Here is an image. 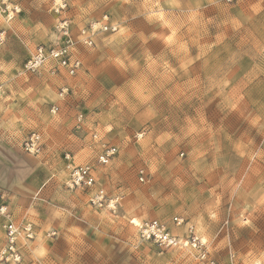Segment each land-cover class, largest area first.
Segmentation results:
<instances>
[{"label":"rangeland","instance_id":"obj_1","mask_svg":"<svg viewBox=\"0 0 264 264\" xmlns=\"http://www.w3.org/2000/svg\"><path fill=\"white\" fill-rule=\"evenodd\" d=\"M174 1L72 0L75 14L57 15L54 0H0V10L5 4L20 9L0 47V190L15 222L34 229L32 239L18 240L20 261L0 264H207L191 248L163 249L142 239L131 221L157 219L185 238L187 223L200 227L188 217L199 220L213 205L217 220L207 225V235L216 240L207 248L215 264H264V5L257 13L244 8L239 22L225 19L236 13L230 9ZM160 14L188 47L180 62L197 66L169 70L176 64L168 29L156 21ZM41 16L52 22V28L44 25L47 32L36 30ZM62 17L75 41L72 55L82 61L80 72L56 75L47 66L38 74L25 72L30 52L57 40ZM4 20L1 11L0 24ZM106 20L118 31L98 32L93 46L83 45L85 55L82 28ZM152 35L164 40L159 52ZM118 62L129 65L120 69L123 75L143 81L146 89L147 101L128 97L131 110L109 99L122 90L113 72ZM50 80L68 87V103L57 99L61 92ZM52 106L59 108L55 114ZM191 126L197 131L184 136ZM109 127L111 134L105 131ZM130 129L139 137L135 144ZM33 132L41 135V151L29 154L24 141ZM106 146L118 152L102 164L98 157ZM180 147L187 158L175 155ZM85 164L94 168L109 197H120L123 213L103 211L91 203L87 188L70 187L69 165ZM152 164L158 173L150 171ZM152 193L160 194L155 202ZM59 209L78 232L56 227L49 212ZM175 217L184 224L177 226ZM4 238L0 217V247ZM41 242L48 253L42 259L35 254Z\"/></svg>","mask_w":264,"mask_h":264},{"label":"built area","instance_id":"obj_2","mask_svg":"<svg viewBox=\"0 0 264 264\" xmlns=\"http://www.w3.org/2000/svg\"><path fill=\"white\" fill-rule=\"evenodd\" d=\"M227 4H232L237 0H223ZM54 6V5H53ZM17 7L11 5H7L6 8L0 10L4 12L6 19L8 16L6 13L10 14L11 17L14 16ZM65 9L60 10V14H63ZM66 17L61 18V22L59 24H63ZM98 24L96 22H90L86 26H84L81 30V36L88 37V34L91 33V38L88 39V44L86 46L94 45V37L101 30H93V28L88 25ZM102 25L103 31L106 32H117L118 25L108 22L106 20ZM66 29V30H65ZM58 38L56 41L51 42L49 44H41L38 45L34 52L29 56V58L24 63L23 70L29 74H38L42 68H44L49 62L53 61L56 63V66L51 68V73L55 74L60 69H64L69 75L74 76L77 75L80 69L82 68V61L74 57L72 55V47L75 43L69 25H65V27H58ZM5 33L3 32L2 36H0V47L3 45L5 41ZM66 88V87H65ZM68 88V87H67ZM67 93V92H66ZM65 93H63L64 95ZM62 95V93H61ZM55 109V113L59 109L58 106H52L51 111ZM83 118V114H78V120L81 121ZM96 138L97 136L94 135ZM41 135L38 132H33L30 136L24 141V150L29 154L39 153L41 151L42 145ZM118 152L115 146H106L103 148L101 153L99 154V162L102 164H107L110 160L116 155ZM102 157V158H101ZM65 159L67 161H71L72 156L69 153L65 154ZM70 166V180L69 185L72 188L76 187H84L90 191V201L91 203L100 208H107V204H102L104 199L109 198L107 195L105 188L101 185H98L96 174L94 168L89 165H77ZM143 173V172H141ZM143 179V177H142ZM91 181V183H88ZM116 198L111 197L108 200L109 203L114 202ZM0 217L3 220V228L5 231L4 244L0 247V261L10 262V261H20L22 258V254L18 248V240L20 238L26 237L28 239H32L34 236V229L32 224L28 223L24 226H21L15 222L13 216L5 203L4 195L0 190ZM174 223L177 226H182L184 224V219L180 217L174 218ZM191 225V228L189 227ZM138 229L139 236L147 241L154 242L158 247L163 249H175V248H191L195 251L197 258L206 262L207 264H215V262L209 257L208 248L199 244L196 240L197 237H200L197 231H193L196 229L193 224L187 223L186 225V236L185 238H181L179 235L173 233L168 228L167 224L157 220H145L139 223V225H135ZM201 238V237H200ZM202 239V238H201ZM19 257V259H17Z\"/></svg>","mask_w":264,"mask_h":264},{"label":"snow or ice","instance_id":"obj_3","mask_svg":"<svg viewBox=\"0 0 264 264\" xmlns=\"http://www.w3.org/2000/svg\"><path fill=\"white\" fill-rule=\"evenodd\" d=\"M5 7H7V4H5ZM77 7H78V5L72 3V0H54V6L52 7V11H54L57 15H59L60 10L63 8L65 10H72L73 14H75L74 10ZM45 10H47V9H45ZM16 11H20V9L17 8ZM89 11H90V6L85 7L83 9H80L81 15L87 14ZM6 15L8 16V19L4 20L2 22V24H0V36H2V34L6 28L9 30L12 28V22H11L12 17L8 13H6ZM103 19H107V17H103ZM148 19L150 20V17ZM156 21L163 22L165 28L168 29L169 34L166 36L167 46H168L169 50L172 52L173 62L176 64V68L169 69V70L172 73H175L177 68L180 69L181 71L188 69V67L190 65H193V61L188 60L186 63H183V64L180 62L183 57L187 56L188 47L186 44L179 42V39L177 37V33H178L177 29L174 28L172 24H169L167 20H165V17L163 14L157 15ZM67 24H68V20H67V18H65L64 23L59 24L58 26L63 28ZM44 25H48L49 28L53 27L50 19H47V18L41 16L38 18V20L36 22V30L39 32H47V29L44 28ZM88 26L93 28L94 31L97 29L103 31L102 25H100V24L88 25ZM53 30H55V29H53ZM145 30L151 31V29H147V28ZM119 31L121 33H125L126 29H120ZM89 38H91V33L88 34V37H85V36L79 37V39L82 42V51H84L85 55H88L89 53H88V49L84 48L83 45L88 44ZM149 39H151L153 41V44H152L153 50L156 52H159L160 48L165 45L164 40H161L160 37H156V36L152 35L149 37ZM4 43L6 44L7 42L4 41ZM173 49L179 51L180 55H177L176 52L173 51ZM118 63L120 65V67L119 68L114 67L113 72L118 77L116 79V83L121 85L122 90L117 91L114 94H112L109 97V99L115 100L117 105L126 106L129 108V110H131V105L129 104L128 97H132L133 99H136V100H138V98H140L138 101H140V100L147 101L148 98L145 97V95H144L146 89L144 87L143 81L129 79L128 76L123 75L120 72L121 68L127 69L129 65H126L123 62H118ZM131 63L132 62L129 61V64H131ZM193 66H197V65H193ZM49 83H53V86L57 87V89L62 93V95L57 97V99L64 101V103H68L69 100L71 99V93L69 92L68 88L63 87L62 85L54 84V82H52L51 80L49 81ZM25 87H28V85L26 84ZM28 91L32 92L33 88L28 87ZM66 92L69 93L67 98L63 95V93H66ZM52 113L55 114V109L52 110ZM57 119H58V117H57ZM116 122L117 121H115V120L111 121L112 124H115ZM105 131L108 132L109 134H111L113 132V128H111V127L106 128ZM130 131L132 132V143L135 144L136 140L139 139V137L136 135L135 131H132L131 129H130ZM196 131H197V129L195 128V126H191L188 128L187 132L183 133V135L189 136ZM163 140L171 143V138L168 137L167 135H165L163 137ZM239 148H240V146L237 145L238 150H239ZM180 154H185V158H187L186 150L183 147H180L178 149V151L175 153L176 156H178ZM145 163L147 166V162H145ZM150 171L153 173H158V169H157L155 164H152L150 166ZM137 179L139 180V176L137 177ZM88 183H91V181H88ZM134 195H135V193H134ZM159 195H160L159 193H152L151 194L153 202H155L159 198ZM109 199H111V197L104 199L102 201V204H107V209H103V207H102L103 211L111 210L113 214L116 213L117 209H119L121 213H123L125 211L123 204L120 202L119 196H117L115 201L111 202V203L108 202ZM49 216L51 217V220L55 223L56 227L64 228L66 231H69V232H78L79 231L77 228L72 226L73 221L71 219H69L68 215L63 211V209H59L55 213H53V211H50ZM188 219L192 220L193 223L200 225V227L198 229H193V231H199L202 234V236L207 235V225H210L212 222L217 220V209H216L215 205H213L212 207H208V208H205L203 210V215L200 217L199 220L194 219L193 216L188 217ZM65 220L67 221L66 224L63 222ZM131 223L134 225H139L140 222L137 220H132ZM244 223L250 224V222L247 220H245ZM189 227L191 228V225H189ZM46 231L48 232V234H51L52 230H51V228H48V229H46ZM196 240L199 244H203L207 247L210 244V242L216 240V237L213 235H207V238L201 239L200 237H197ZM244 251H248V248L245 247ZM35 254L37 257H39L41 259L48 255V253H47L46 249L44 248L42 242L37 246ZM17 259H19V257H17ZM241 264H243V262H241ZM257 264H261V262H257Z\"/></svg>","mask_w":264,"mask_h":264},{"label":"crops","instance_id":"obj_4","mask_svg":"<svg viewBox=\"0 0 264 264\" xmlns=\"http://www.w3.org/2000/svg\"><path fill=\"white\" fill-rule=\"evenodd\" d=\"M174 2H175V4H179L182 2L183 4H186L188 6H192L193 8L194 7L199 8L200 6H205V5H217L218 8H220V9L223 8V10H224V8H225V10L230 9L231 10L230 12H233V13L236 12V13H234V15L225 16V19H227L229 17V19L231 18V19L237 20L239 22L241 21L240 17H243L244 8H249V9L253 10V12L257 13L256 11L259 9V6L264 5V0H237L236 2H234L232 4H227L223 0H176ZM261 17H262V19H264V14H261ZM35 48L30 52L29 56L34 52ZM29 56H28V58H29ZM240 65L243 66V63L241 62ZM46 66L48 67V71H50L52 67L56 66V63L51 61ZM46 66H45V68H46ZM60 73L62 74V73H66V72L64 69H60L56 75H58ZM64 160H65V158H64Z\"/></svg>","mask_w":264,"mask_h":264},{"label":"bare ground","instance_id":"obj_5","mask_svg":"<svg viewBox=\"0 0 264 264\" xmlns=\"http://www.w3.org/2000/svg\"><path fill=\"white\" fill-rule=\"evenodd\" d=\"M134 220H137V221H139L138 219H134ZM140 222V221H139Z\"/></svg>","mask_w":264,"mask_h":264}]
</instances>
